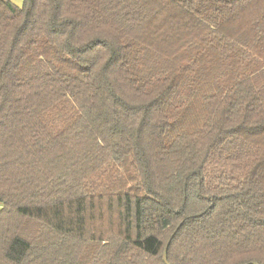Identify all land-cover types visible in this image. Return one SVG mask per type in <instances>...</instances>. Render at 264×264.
<instances>
[{
	"label": "trees",
	"instance_id": "obj_1",
	"mask_svg": "<svg viewBox=\"0 0 264 264\" xmlns=\"http://www.w3.org/2000/svg\"><path fill=\"white\" fill-rule=\"evenodd\" d=\"M0 264H264V0H0Z\"/></svg>",
	"mask_w": 264,
	"mask_h": 264
},
{
	"label": "crops",
	"instance_id": "obj_2",
	"mask_svg": "<svg viewBox=\"0 0 264 264\" xmlns=\"http://www.w3.org/2000/svg\"><path fill=\"white\" fill-rule=\"evenodd\" d=\"M11 1L13 4L17 5V6H20L22 3V0H9Z\"/></svg>",
	"mask_w": 264,
	"mask_h": 264
},
{
	"label": "rangeland",
	"instance_id": "obj_3",
	"mask_svg": "<svg viewBox=\"0 0 264 264\" xmlns=\"http://www.w3.org/2000/svg\"><path fill=\"white\" fill-rule=\"evenodd\" d=\"M21 3H23V0H22V2ZM21 6V5H20Z\"/></svg>",
	"mask_w": 264,
	"mask_h": 264
}]
</instances>
